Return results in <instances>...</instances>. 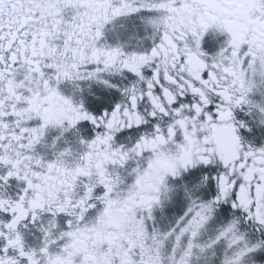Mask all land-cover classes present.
I'll return each mask as SVG.
<instances>
[{
  "label": "snow or ice",
  "instance_id": "obj_1",
  "mask_svg": "<svg viewBox=\"0 0 264 264\" xmlns=\"http://www.w3.org/2000/svg\"><path fill=\"white\" fill-rule=\"evenodd\" d=\"M0 264H264V0H0Z\"/></svg>",
  "mask_w": 264,
  "mask_h": 264
}]
</instances>
